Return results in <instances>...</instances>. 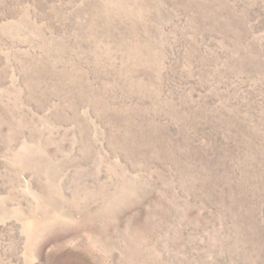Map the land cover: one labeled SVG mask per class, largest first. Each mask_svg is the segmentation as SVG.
Returning <instances> with one entry per match:
<instances>
[{
    "label": "rangeland",
    "instance_id": "1",
    "mask_svg": "<svg viewBox=\"0 0 264 264\" xmlns=\"http://www.w3.org/2000/svg\"><path fill=\"white\" fill-rule=\"evenodd\" d=\"M0 264H264V0H0Z\"/></svg>",
    "mask_w": 264,
    "mask_h": 264
}]
</instances>
